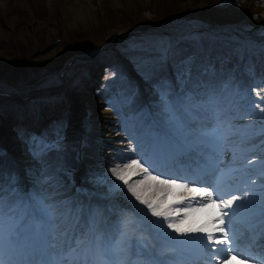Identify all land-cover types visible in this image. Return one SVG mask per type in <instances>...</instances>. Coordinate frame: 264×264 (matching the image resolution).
Masks as SVG:
<instances>
[{
    "label": "snow or ice",
    "instance_id": "6c2138e0",
    "mask_svg": "<svg viewBox=\"0 0 264 264\" xmlns=\"http://www.w3.org/2000/svg\"><path fill=\"white\" fill-rule=\"evenodd\" d=\"M254 91L260 96L264 86ZM165 102L168 103L167 99ZM204 103L185 97L180 107L188 113L189 121L172 115L177 134L184 142V151L195 153L196 163L190 174L161 171L149 155H134L110 167L111 176L119 182L116 187L126 191L138 206L134 213H139L122 216L117 235H107L94 224L79 233L60 231L56 211L42 201L43 214L37 227L27 221L26 214L16 215L14 207H9L6 213L0 200V252L5 246L9 250L24 246L58 249V253L48 258H25L11 264H264V252L251 251L257 238L264 239V200L259 224L249 226L252 243L242 248L233 225L238 210L253 201L246 186L241 190L236 183H229L235 180L238 169L219 166L222 144L233 126L218 120L212 127H201L194 110H199ZM256 107L264 113V107ZM261 120L264 121V116ZM129 151L136 149L130 145ZM204 176L210 179H203ZM137 231L141 236L145 231L154 234L162 245L159 256L175 252L177 246L181 249L194 246L202 255L169 262L148 253L144 260H132L130 254L137 253L136 245L129 244V236ZM0 264H5L2 257Z\"/></svg>",
    "mask_w": 264,
    "mask_h": 264
},
{
    "label": "rangeland",
    "instance_id": "374dc122",
    "mask_svg": "<svg viewBox=\"0 0 264 264\" xmlns=\"http://www.w3.org/2000/svg\"><path fill=\"white\" fill-rule=\"evenodd\" d=\"M90 6L93 8L90 17L85 20H75L72 16L66 15L60 10L51 11L46 5L38 3H32L28 9H17L13 7L9 10H5L0 4V26L5 28L6 21L9 18H15L16 21L22 23L23 27L21 29L17 27L12 34L0 39V51L3 52L4 56L0 59V69L3 67H9L11 72L17 77L18 73L15 71V69L18 70L17 66L32 67L34 64H40L41 69H43L46 64L49 65L51 63V67H61L64 62L58 64L61 60L59 57L60 55H71L73 54L72 51L75 50V48L80 47L79 53H83L84 56H87L94 53L92 52L93 50L96 51L95 49H98L100 46L105 44L103 42H105L106 38H108L107 35H109V33L117 34V36L122 35L120 38L114 40V43L118 44L116 56L118 53L122 54L121 50H131V54L129 56L122 54L123 57H125L129 62L132 61L135 63L133 68L139 72L140 78L143 81H151V83H148L147 88L149 89L154 87L156 89V94L151 96V100L165 102V99H167L168 103L166 106L168 110L164 119L168 117V119L174 121L172 119V115L174 114L176 108H174V94L172 95L171 85L173 77L168 76L167 63L172 57L174 58V53L177 54L176 50L179 47L184 46V50L180 52L177 58L180 61L174 62V64L171 62L172 68L169 69L177 79L178 77L181 78V74L186 73L189 67H194L199 62L198 60L192 61L191 59H185L188 53L193 52L191 46L196 45V40H194V38H184L183 40L178 41V43H163L161 39H154L157 34L151 27L139 30L140 32L138 35H126V31L121 32V27L127 28V25L123 22L125 16H130L132 20L135 19L134 21L136 22L140 20L139 23L142 24V26H149L151 25V18L157 20L158 18L165 19L174 14L181 15L184 12L189 13L193 11L194 14L198 15L199 13L203 14L204 12L209 13L210 11H214V13H217V19H220V27H227L229 30L234 26L232 21L240 16V14L245 11V8H248L249 10L247 11L251 14V16L255 13L259 14L258 16L255 14L253 17L256 24L260 25L261 23H264V0H224L219 5L217 0H119L118 3L116 0H90ZM139 12L149 14L148 16L144 14V19H142ZM150 13L153 14V17L151 18L149 17ZM145 18L148 19L144 22L143 20H145ZM132 20L128 27L136 25L135 23H132ZM254 21H251V23ZM196 28L197 26L179 24L178 22L174 23V29L180 30L179 32L181 33L190 34L196 31ZM260 32V35L264 37V28L258 31V33ZM149 33L151 34L149 35ZM199 39L200 38H198V40ZM111 41L112 40L109 39L107 43L109 44ZM200 41L201 39L199 42ZM148 42H150V44ZM201 43L202 48L204 49L206 47L207 40H202ZM94 45H96V47H94ZM259 49L264 51V47L259 46ZM204 51L205 54L200 55L202 58L207 55L206 53L208 52V48ZM210 53V55H216L217 51L210 50ZM251 53L252 55L259 57L258 49L252 51ZM81 57L82 56H78V53L77 56L75 55L71 57L72 60L74 58V61L71 63V67L69 69L70 72H72L73 67L76 69L80 64L79 62L83 61V59H80ZM102 58L103 57H101L100 54H96L90 60L96 59L98 65H100ZM248 63V66H246L247 70H244V73L242 74L234 72L224 73L215 69H211L210 71L220 73L225 77L224 80H226L229 78L239 79V77L248 76V72L250 75H254L257 67L264 68V60L261 62L255 61V64H251V62ZM113 68H117V66H113ZM196 70L201 72V66H199V69L196 67ZM101 71L102 70L99 69V72ZM34 73L39 74V72ZM188 74H190V72ZM208 78L212 79L211 76ZM99 79L100 78L98 77V82ZM112 79L115 80L116 78L112 77ZM53 82H56L54 84H63L64 74L61 73V75H59V77L57 76ZM98 82H96V84H99ZM123 82L126 84V80L124 79H120V82L118 83ZM2 84L3 81H0V90L6 88L2 86ZM228 84H230L229 86L231 87L233 82ZM238 84L239 82L235 83L236 86H238ZM256 84L257 87L254 89H259L261 86H264V80L261 84ZM217 85L220 91L223 92V96L226 99L235 95L234 93H231L230 89H228L221 81L217 82ZM85 88L88 90L86 95L93 96V88L89 89L87 84ZM138 88L139 87L136 85V82H134L132 87L129 88L127 85L121 89L119 93L115 94V98L109 97V102H105L103 100L100 102H102V104L106 107L107 104L113 102L114 99L132 97L134 101H138L141 104L142 97L139 93L134 91V89L138 90ZM6 89L8 90V88ZM96 89H98V87H96ZM200 90L201 88L198 85L190 86L184 94L177 96V101L181 104L182 99L185 97H195ZM141 94H146L148 96L145 90H142ZM77 97H79V95ZM245 97L250 99L251 96L246 94ZM263 98L264 92H261V95L257 96V99L262 100ZM203 100L206 101V98H203ZM100 102L94 103L91 99H88L87 101L79 102V107L82 110L92 111L95 108H98L99 110L101 106ZM251 102L254 104V113L258 111V113H260V108H257L256 105H260L261 107L263 106L253 99H251ZM46 105L47 104H39L36 106L38 110L43 109L42 112L45 113L46 110H50V105ZM161 107L162 110L154 107L156 108L157 114L159 112L161 114L164 112L165 106H162L161 104ZM0 109H4L11 114V107L6 105V103H0ZM105 110L111 112V109L105 108ZM254 113H252L251 116ZM262 116H264V113L261 112V117ZM253 118L254 119H252L253 121L250 126H264V121L257 118L255 119V117ZM0 119L3 121L0 131L3 134L8 133L9 139L14 133V130L5 124L4 120L6 119V114L1 115ZM144 119L147 120L146 117ZM53 120L55 123L57 122L56 124L59 126H54L51 134L49 127L53 122L52 119L49 118L46 120V123H44L45 129L48 131V135L50 136L52 142L51 150L44 155L46 160H42L44 167H49L54 171V174L49 175V177L53 180L57 178L60 182H63L68 187L67 194L71 193L70 187H72V185L79 184V182H82V179L88 180V183L100 187L103 190L107 189L106 187H110L111 185L113 190L115 189V191H117L118 188L116 185L119 182L115 181V178L111 175H109L108 178L103 176L109 166L112 165V160L105 163L104 161L98 159L100 155H103L97 153L92 154L89 159V155L84 152L85 147L97 146V144L105 140L104 138L107 137V134H105V131L103 130L106 129V125H103L104 129H102L103 132L100 133L101 136L97 137L94 141H91L88 137L84 136L86 129L77 131L76 126H73L70 122L68 125V123H64L63 121L61 122L57 118H54ZM102 121H104V119H102ZM115 125L117 128V122ZM114 133L117 132L114 131ZM34 136L35 134L33 133L26 134V138L28 139L33 138ZM14 139L16 140L14 150L18 154V158L24 164H27L28 162L25 160L35 156V154L30 153L33 151V149L30 148L31 145L26 143V140L22 141L21 137L15 136ZM5 140L9 145H11L9 140ZM2 141L3 138L0 139V153L3 144ZM22 143L26 146V149L22 147ZM125 152L126 151H124V156H126ZM66 160L68 162L71 160V163H67ZM71 165L74 166V168ZM88 172H91L90 176H86ZM91 178L92 181H90ZM56 194L57 193L55 192L53 196L56 197ZM52 200H54V198Z\"/></svg>",
    "mask_w": 264,
    "mask_h": 264
},
{
    "label": "bare ground",
    "instance_id": "6f19581e",
    "mask_svg": "<svg viewBox=\"0 0 264 264\" xmlns=\"http://www.w3.org/2000/svg\"><path fill=\"white\" fill-rule=\"evenodd\" d=\"M119 0H116V2L118 3ZM32 3H38L41 5H46L48 9H50L51 11L54 10H60L62 11L64 14L72 16L75 20H85L86 18L90 17L91 11L93 10V8L90 6V0H0V4L2 6V8H4L5 10H9L12 9L13 7L15 8H21V9H28L30 7V5ZM5 28H2L0 26V39L7 37L8 35L12 34L13 31L19 27L20 29L23 28L22 27V23L16 21L15 18H9L6 23H5ZM3 56V52L0 51V59H2ZM217 104H219L220 102L215 101ZM99 115L101 116V119H106L108 120V118L112 119V117L108 116L105 112H101L99 113ZM223 119V118H221ZM220 119V120H221ZM258 132H254V135H251V137L255 138L252 139L253 140V144H257V145H261L262 147H264V137L261 136H256ZM239 134V133H238ZM233 137V139H236L237 134L233 133L232 135H228L227 139H231ZM231 139V140H233ZM239 139V138H237ZM249 139V136L243 139H240L239 141H244ZM229 140V141H231ZM174 142H177L176 139H174ZM226 144H228V142L223 143L222 147H224ZM252 144V145H253ZM250 145H247L246 147H249ZM244 148H239L238 151H242ZM231 153H234L235 150L230 151ZM264 154V149L260 148V147H256L255 149L252 148L251 150H249V152L246 154L247 157L252 161V165L250 166H246L245 168L251 169L253 167L259 166L260 164L264 163V157H262ZM160 156L167 158L170 156H166L164 153L160 152ZM248 165V164H246ZM261 174V173H260ZM0 175H2V169L0 168ZM235 179L237 180L240 175H235L234 176ZM262 187H264V185H260L259 187L255 188L254 190H252V192H250V195L252 196V204L249 206L246 204V206L240 210H242V212H246L249 216H253L255 217L254 221H259L257 219L261 218V214H262V204L261 201L264 200V191H262ZM1 189V187H0ZM8 196H13L12 192H8L7 193ZM126 194L124 197H122L123 199H125ZM127 199V198H126ZM6 200L10 202V199L8 197H6ZM12 200V199H11ZM129 201H133L131 198ZM73 204L70 207H73ZM8 208V207H7ZM84 209V207H73L69 209V212L74 213L76 215L81 214L82 212H79L80 209ZM67 214V213H66ZM66 217V216H64ZM7 220V219H6ZM95 220H97V218H95ZM107 234V231L105 232ZM117 233V232H115ZM262 241V239L257 238L256 242H260ZM130 246L135 244L133 243H129ZM141 247L137 246L135 247V251H141ZM200 252V251H199ZM58 253V249H53L52 253H49V256H53L54 254ZM197 256L199 254H196ZM171 257L170 255H165V259Z\"/></svg>",
    "mask_w": 264,
    "mask_h": 264
},
{
    "label": "trees",
    "instance_id": "16d2710c",
    "mask_svg": "<svg viewBox=\"0 0 264 264\" xmlns=\"http://www.w3.org/2000/svg\"><path fill=\"white\" fill-rule=\"evenodd\" d=\"M132 18L130 16H125V18L123 19V22L128 26L129 23L131 22ZM135 20V19H134ZM132 20V23H135V21ZM80 47L75 48V50H78Z\"/></svg>",
    "mask_w": 264,
    "mask_h": 264
}]
</instances>
